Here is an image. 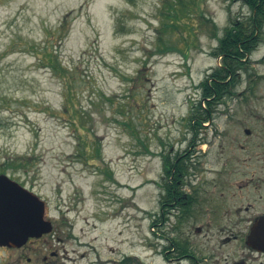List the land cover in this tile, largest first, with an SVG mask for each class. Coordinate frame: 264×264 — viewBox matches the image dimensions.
Masks as SVG:
<instances>
[{
  "label": "rangeland",
  "instance_id": "rangeland-1",
  "mask_svg": "<svg viewBox=\"0 0 264 264\" xmlns=\"http://www.w3.org/2000/svg\"><path fill=\"white\" fill-rule=\"evenodd\" d=\"M241 1L178 6L161 36L178 0H0V172L45 201L55 228L30 264H168L163 155L194 146L191 108L230 16L250 13ZM197 135L225 144L221 116Z\"/></svg>",
  "mask_w": 264,
  "mask_h": 264
},
{
  "label": "flooded vegetation",
  "instance_id": "flooded-vegetation-1",
  "mask_svg": "<svg viewBox=\"0 0 264 264\" xmlns=\"http://www.w3.org/2000/svg\"><path fill=\"white\" fill-rule=\"evenodd\" d=\"M241 2L250 13L230 16L223 33L238 34L231 40L239 52L216 58L224 69L234 63L235 72L222 81L220 95L210 78L211 111L203 124L214 126L221 116L225 144L198 147L196 121L194 146L163 155L158 221L160 226L173 223L172 236L161 234V256L168 264H264V225H258L264 218V0H255L253 7ZM219 106L225 108L220 112ZM54 231L43 237H53ZM40 239L30 237L20 247L0 245V264L36 262ZM6 251L13 252L11 262Z\"/></svg>",
  "mask_w": 264,
  "mask_h": 264
},
{
  "label": "water",
  "instance_id": "water-1",
  "mask_svg": "<svg viewBox=\"0 0 264 264\" xmlns=\"http://www.w3.org/2000/svg\"><path fill=\"white\" fill-rule=\"evenodd\" d=\"M44 200L7 175L0 176V245L23 246L53 230ZM259 227L264 225L261 218ZM259 229V239L263 233Z\"/></svg>",
  "mask_w": 264,
  "mask_h": 264
},
{
  "label": "trees",
  "instance_id": "trees-1",
  "mask_svg": "<svg viewBox=\"0 0 264 264\" xmlns=\"http://www.w3.org/2000/svg\"><path fill=\"white\" fill-rule=\"evenodd\" d=\"M197 0H178V2H175L174 4H170V3H166L164 5H167L169 8H171V11L166 15V20L163 19L162 24H161V28L159 30V33L161 36L169 34L170 32L173 31V29L175 27L178 26L176 21H168L167 19H176L178 18V12L176 7H181L180 10H184L189 8L190 5L195 6ZM247 4L252 5V7L255 5V0H244ZM259 14V13H258ZM264 16L261 15V21L263 22ZM254 22V21H252ZM261 22V23H262ZM214 29L216 30V26L214 25ZM242 31V30H241ZM239 35H241V33H239ZM238 34H233L232 30H225V35L219 39V46L218 48L215 50L214 55L216 57L221 56L222 54L225 53H231V54H238L239 52V48L238 45H232L233 41L236 40ZM242 36V35H241ZM231 38H233L234 40H231ZM162 42V41H161ZM163 46H164V53L165 52H169V50H171V48H169L165 42H162ZM243 48L246 49V45H243ZM241 54V53H240ZM54 54L50 53V54H46L45 55V59H47L50 63V65L55 69V70H59L61 72H64V67H60L57 66V63L54 59ZM244 54H241V58L244 57ZM234 63L231 62H227V66L226 69H224L223 67H218L216 68L213 73L211 75H207L206 78L204 79L203 82L200 83V88L202 90V95H201V99L198 102V106L197 107H192L191 108V115L189 117V126L191 127V130L193 131V125L195 124V122L197 121L199 127H203V123L207 122L209 120V112L211 111V106L210 103L207 101V98H209L211 96V94L209 93V81L211 77L215 78V85L217 88V92L220 93L224 90V84L222 83V81L226 80L230 74L235 72L234 69ZM193 144V141L191 143V146ZM171 159V157H167L166 158ZM13 168H15V165H13ZM8 170V169H7ZM133 262L134 264H143L141 263L139 260H137L136 258L132 259V258H127L123 261V264H127V262Z\"/></svg>",
  "mask_w": 264,
  "mask_h": 264
}]
</instances>
